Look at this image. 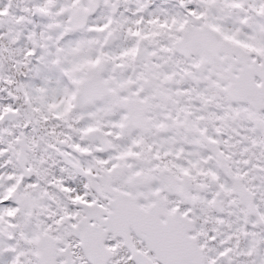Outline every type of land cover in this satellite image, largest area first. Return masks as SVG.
Masks as SVG:
<instances>
[{
  "label": "snow or ice",
  "instance_id": "1",
  "mask_svg": "<svg viewBox=\"0 0 264 264\" xmlns=\"http://www.w3.org/2000/svg\"><path fill=\"white\" fill-rule=\"evenodd\" d=\"M0 264H264V0H0Z\"/></svg>",
  "mask_w": 264,
  "mask_h": 264
}]
</instances>
